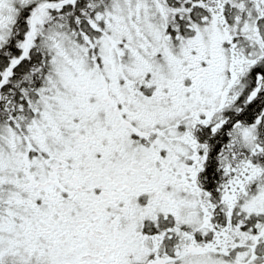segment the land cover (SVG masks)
<instances>
[{"label": "snow or ice", "instance_id": "6c2138e0", "mask_svg": "<svg viewBox=\"0 0 264 264\" xmlns=\"http://www.w3.org/2000/svg\"><path fill=\"white\" fill-rule=\"evenodd\" d=\"M0 264H264V0H0Z\"/></svg>", "mask_w": 264, "mask_h": 264}]
</instances>
